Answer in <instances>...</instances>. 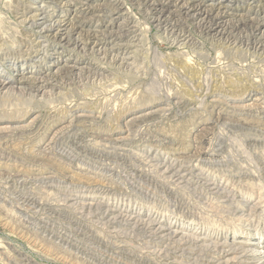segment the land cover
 Here are the masks:
<instances>
[{
  "label": "rangeland",
  "instance_id": "rangeland-1",
  "mask_svg": "<svg viewBox=\"0 0 264 264\" xmlns=\"http://www.w3.org/2000/svg\"><path fill=\"white\" fill-rule=\"evenodd\" d=\"M107 1L120 12L108 7L83 29L138 37L106 45H129L131 69L54 43L61 64L89 62L102 82L71 86L78 101L67 111L40 98L33 113L0 109V264H264V55L240 51L227 69L221 46L193 23L184 28L204 50L181 51L131 0L91 4ZM254 1L264 16V0ZM252 2L230 10L245 14ZM26 7L0 0V75L16 78L14 64L57 69L52 48L25 62L8 47L25 39ZM181 52L205 66L182 69L171 61ZM94 111L95 121L76 120Z\"/></svg>",
  "mask_w": 264,
  "mask_h": 264
},
{
  "label": "bare ground",
  "instance_id": "bare-ground-1",
  "mask_svg": "<svg viewBox=\"0 0 264 264\" xmlns=\"http://www.w3.org/2000/svg\"><path fill=\"white\" fill-rule=\"evenodd\" d=\"M22 1L28 7L22 11L19 18V25L22 28L25 39L12 40L8 47H10V50L16 52L15 55H18L19 59H25V62L32 61L29 53H43L46 56L49 53V48H52V57L59 55V58L54 62L57 69L56 71H37L34 74V72H26L19 64L12 65L13 67L11 68H16L15 71L18 73L16 78L9 75H0V109H4V111L7 109L13 113L27 107L29 112L33 113L37 108L30 109L32 105H30V101L40 98L39 100H42L50 106L61 101V106L64 105L67 111L70 108L68 106L69 104L73 105L78 101L74 97L72 99L69 98L67 95V91L71 86L77 85L84 87L86 84H100L102 82V76L94 71L95 69L89 62L80 59L72 66L61 64V54L57 52L55 44L72 47L74 51L79 53L102 57V59L109 60L117 66V69H131V64L128 63L127 58L123 57V55L125 56V50L129 49V45L116 44L109 49H107L106 45L110 43L109 39L111 37L116 39L120 38V42L132 41L134 43L138 41V37L125 33L119 35V32H114L113 28H110L111 26H103L101 29H83L85 25L88 26L91 24L90 22L94 18H99L102 17L101 15L107 14L108 7L113 9L110 10V13L120 12L118 3L113 2L114 5H111L110 1H107L109 3L93 6L91 0ZM233 1L131 0L132 5L136 6L138 10L141 9V12L146 18V23L151 21L155 24L158 29L164 32L167 38L169 37V40L171 39L172 46L179 47L181 51L188 48L190 50H204L203 47L200 48L198 43L194 41L192 34L184 28L185 23H193L195 29L201 35L210 37L214 44L221 46L223 50L220 52V56L223 57L217 62L226 65L227 69L234 67L235 61L238 59L237 54L239 55L240 51L247 53L253 52L260 57L264 55V16L259 15L260 8L253 5L255 3L253 0L250 6H255L254 8H257L256 10L251 6L245 14L235 13L236 11L231 12L230 5ZM125 24L130 29L139 23L136 20H126ZM142 31L147 34L150 30L147 28ZM14 44H16L19 50L14 49ZM200 45L202 46V44ZM1 47L3 48V45L0 43V51L3 50ZM130 54L127 52L128 56ZM188 55L190 54L178 53L173 56L177 58H172L171 61H174L179 66L182 65V69L190 70L192 73L196 71L195 69H202L205 66L202 63H198V61L190 65V63H187ZM3 57L6 56L3 55ZM137 69L139 68L137 67ZM173 70L176 69L174 68ZM239 74L236 73L234 77L230 76L232 79L229 77L232 83H236V81L237 83L239 81L240 84L243 83V78ZM208 80L206 79L205 82L209 83ZM244 80L247 83L250 82L249 80ZM203 82L201 79H196V83L199 85L203 84ZM215 83L217 85L219 82L216 80ZM84 103L86 104V102ZM82 104L80 103V105ZM48 112L50 114L57 113L58 110L50 108ZM97 118L96 112L94 111L78 116L76 120L91 119L95 121ZM110 144L117 149L126 146L122 140H114ZM256 254L260 260L264 259V253L256 252Z\"/></svg>",
  "mask_w": 264,
  "mask_h": 264
}]
</instances>
